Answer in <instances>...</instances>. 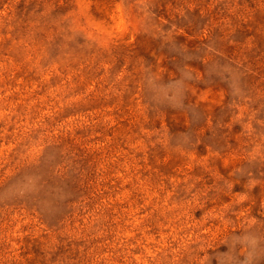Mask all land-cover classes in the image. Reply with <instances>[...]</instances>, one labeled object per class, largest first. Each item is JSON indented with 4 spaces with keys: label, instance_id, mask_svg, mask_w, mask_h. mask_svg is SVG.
I'll return each instance as SVG.
<instances>
[{
    "label": "rangeland",
    "instance_id": "rangeland-1",
    "mask_svg": "<svg viewBox=\"0 0 264 264\" xmlns=\"http://www.w3.org/2000/svg\"><path fill=\"white\" fill-rule=\"evenodd\" d=\"M0 264H264V0H0Z\"/></svg>",
    "mask_w": 264,
    "mask_h": 264
}]
</instances>
